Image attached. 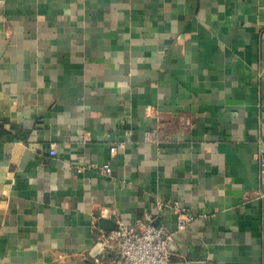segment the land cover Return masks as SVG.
I'll return each mask as SVG.
<instances>
[{"label": "crops", "instance_id": "1", "mask_svg": "<svg viewBox=\"0 0 264 264\" xmlns=\"http://www.w3.org/2000/svg\"><path fill=\"white\" fill-rule=\"evenodd\" d=\"M262 154L264 0H0V264H111L147 212L171 264H264Z\"/></svg>", "mask_w": 264, "mask_h": 264}, {"label": "built area", "instance_id": "2", "mask_svg": "<svg viewBox=\"0 0 264 264\" xmlns=\"http://www.w3.org/2000/svg\"><path fill=\"white\" fill-rule=\"evenodd\" d=\"M147 142H158L157 130H150L145 135ZM117 146L113 145L110 150L114 154ZM51 154L56 151L51 149ZM261 166L264 167V154L261 156ZM105 175L111 176L112 167L110 163L97 168ZM165 202L156 199L154 208L156 211L162 209ZM175 207V205H173ZM176 215V231L189 228L192 223L206 214L194 215L185 209L173 208ZM174 231L164 225L155 224L153 212H147L143 218H138L135 222L127 224L118 220L111 230L102 231L98 237L102 245V252L111 255V264H171L172 249L171 244L174 238Z\"/></svg>", "mask_w": 264, "mask_h": 264}, {"label": "water", "instance_id": "3", "mask_svg": "<svg viewBox=\"0 0 264 264\" xmlns=\"http://www.w3.org/2000/svg\"><path fill=\"white\" fill-rule=\"evenodd\" d=\"M115 226V225H114ZM112 228H114V227H112ZM99 248H102V245L101 244H99V246H98Z\"/></svg>", "mask_w": 264, "mask_h": 264}]
</instances>
